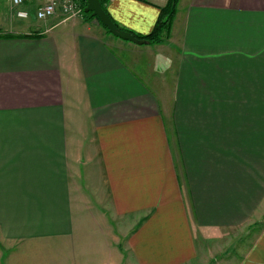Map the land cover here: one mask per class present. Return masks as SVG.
<instances>
[{"label": "crops", "instance_id": "1", "mask_svg": "<svg viewBox=\"0 0 264 264\" xmlns=\"http://www.w3.org/2000/svg\"><path fill=\"white\" fill-rule=\"evenodd\" d=\"M47 1L0 0V264H264V0H179L156 44Z\"/></svg>", "mask_w": 264, "mask_h": 264}, {"label": "trees", "instance_id": "2", "mask_svg": "<svg viewBox=\"0 0 264 264\" xmlns=\"http://www.w3.org/2000/svg\"><path fill=\"white\" fill-rule=\"evenodd\" d=\"M100 1L102 3L103 8L107 11V4L110 0H100ZM178 2L179 0H168L167 4L161 8V16L159 17V20L157 21L155 28L150 33L147 34H141L134 30L125 28L119 25V23H117L115 20L114 21L120 28L132 32L139 39L145 40V43L148 44L161 43L170 36L172 21L176 12ZM81 3L85 9L86 0H81ZM85 18L96 19V17L92 14V12H88V13L85 12ZM6 36H11V35L8 34Z\"/></svg>", "mask_w": 264, "mask_h": 264}, {"label": "built area", "instance_id": "3", "mask_svg": "<svg viewBox=\"0 0 264 264\" xmlns=\"http://www.w3.org/2000/svg\"><path fill=\"white\" fill-rule=\"evenodd\" d=\"M24 0H13V3L20 6ZM81 0H48L36 10V16L40 20H46L57 15H63L64 19L83 17ZM19 17H29V12L23 9L17 11Z\"/></svg>", "mask_w": 264, "mask_h": 264}, {"label": "water", "instance_id": "4", "mask_svg": "<svg viewBox=\"0 0 264 264\" xmlns=\"http://www.w3.org/2000/svg\"><path fill=\"white\" fill-rule=\"evenodd\" d=\"M84 11L86 13L92 12L96 19L104 25L107 30L116 37L123 40L131 41L136 44H144L145 40L137 38L132 32L120 28L111 15L103 8L100 0H86Z\"/></svg>", "mask_w": 264, "mask_h": 264}, {"label": "rangeland", "instance_id": "5", "mask_svg": "<svg viewBox=\"0 0 264 264\" xmlns=\"http://www.w3.org/2000/svg\"><path fill=\"white\" fill-rule=\"evenodd\" d=\"M82 5V3H81ZM83 7V5H82ZM84 10V7H83ZM85 16V11L83 17ZM237 36H247L249 39L261 40L264 38V17H253L250 23L244 24V29L237 33Z\"/></svg>", "mask_w": 264, "mask_h": 264}]
</instances>
